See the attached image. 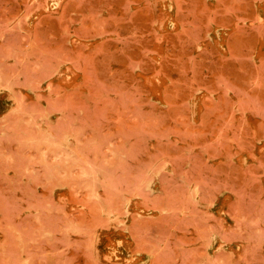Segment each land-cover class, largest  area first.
Masks as SVG:
<instances>
[{
  "label": "rangeland",
  "instance_id": "obj_1",
  "mask_svg": "<svg viewBox=\"0 0 264 264\" xmlns=\"http://www.w3.org/2000/svg\"><path fill=\"white\" fill-rule=\"evenodd\" d=\"M0 264H264V0H0Z\"/></svg>",
  "mask_w": 264,
  "mask_h": 264
}]
</instances>
